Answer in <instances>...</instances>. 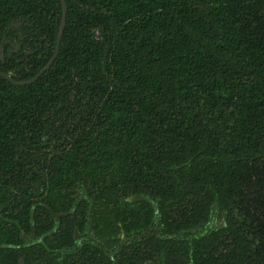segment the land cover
Wrapping results in <instances>:
<instances>
[{
    "label": "trees",
    "instance_id": "obj_1",
    "mask_svg": "<svg viewBox=\"0 0 264 264\" xmlns=\"http://www.w3.org/2000/svg\"><path fill=\"white\" fill-rule=\"evenodd\" d=\"M65 3L51 68L23 88L0 79L2 182L13 189L0 202H72L75 183L105 202L112 183L178 210L196 202L176 232L216 203L224 239L193 243L192 264H264V0ZM61 14L59 0H0V42L11 20L33 25L2 72L33 77Z\"/></svg>",
    "mask_w": 264,
    "mask_h": 264
},
{
    "label": "flooded vegetation",
    "instance_id": "obj_2",
    "mask_svg": "<svg viewBox=\"0 0 264 264\" xmlns=\"http://www.w3.org/2000/svg\"><path fill=\"white\" fill-rule=\"evenodd\" d=\"M32 26L22 17L13 19L1 39L0 74L9 76L13 82L32 80L56 52L55 47L48 62L30 79L18 80L13 72H2L1 65L22 49L23 29ZM11 33L16 36L9 38ZM59 49L60 44L58 53ZM48 70L25 86L0 79L23 88L35 84ZM5 158L0 151V198L13 193L11 182H2L5 170L1 161ZM107 184L111 185L102 192H106L105 202L88 199L79 183L70 187L72 202L67 197L65 200L70 202H0V264H192L193 243L215 235L219 242L224 239L222 232L229 226L228 215L216 203L211 205L208 218L197 226L168 231L181 219L180 213L192 209L186 204L196 202H184L178 210L148 195H125L127 191L121 186L113 188L112 183ZM171 242L184 243L187 250L182 248L172 256L169 246L163 245ZM201 251L205 256L212 252L206 248ZM218 252L224 254V248L214 253Z\"/></svg>",
    "mask_w": 264,
    "mask_h": 264
},
{
    "label": "water",
    "instance_id": "obj_3",
    "mask_svg": "<svg viewBox=\"0 0 264 264\" xmlns=\"http://www.w3.org/2000/svg\"><path fill=\"white\" fill-rule=\"evenodd\" d=\"M60 2H61V6H62V21H61L59 32H58L56 52H55L54 56L52 57V59L47 63V65L32 80H30L28 82H21V83L13 82L9 76L3 75V74H0V77L8 80L13 85L25 86V85H29V84L34 83L46 70H48L50 68V66L52 65L53 61L55 60V58L57 56L60 40L62 37L64 25H65V16H66L67 7H66L64 0H60Z\"/></svg>",
    "mask_w": 264,
    "mask_h": 264
}]
</instances>
